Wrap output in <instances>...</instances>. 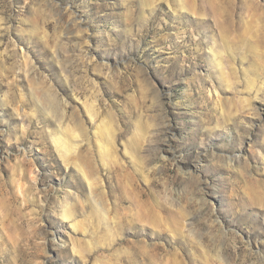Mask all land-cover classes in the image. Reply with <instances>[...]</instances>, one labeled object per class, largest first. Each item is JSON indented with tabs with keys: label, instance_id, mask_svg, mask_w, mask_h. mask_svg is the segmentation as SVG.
Returning a JSON list of instances; mask_svg holds the SVG:
<instances>
[{
	"label": "rangeland",
	"instance_id": "rangeland-1",
	"mask_svg": "<svg viewBox=\"0 0 264 264\" xmlns=\"http://www.w3.org/2000/svg\"><path fill=\"white\" fill-rule=\"evenodd\" d=\"M0 264H264V0H0Z\"/></svg>",
	"mask_w": 264,
	"mask_h": 264
},
{
	"label": "bare ground",
	"instance_id": "bare-ground-1",
	"mask_svg": "<svg viewBox=\"0 0 264 264\" xmlns=\"http://www.w3.org/2000/svg\"><path fill=\"white\" fill-rule=\"evenodd\" d=\"M75 29L70 28L68 32L72 33ZM79 33V32H78ZM92 111H88V114L91 115ZM61 139V138H60ZM64 139V138H63ZM62 141V142H61ZM67 140H59L58 138L54 139V142L56 144V147L61 154L65 156V154L70 153L73 150L74 146L72 144H69ZM73 146V147H72Z\"/></svg>",
	"mask_w": 264,
	"mask_h": 264
}]
</instances>
